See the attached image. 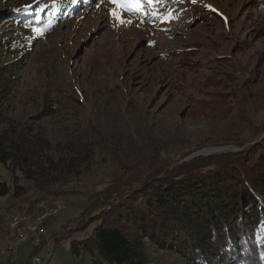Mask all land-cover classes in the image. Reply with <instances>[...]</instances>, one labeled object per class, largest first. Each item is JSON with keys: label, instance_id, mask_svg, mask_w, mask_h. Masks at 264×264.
Instances as JSON below:
<instances>
[{"label": "rangeland", "instance_id": "obj_1", "mask_svg": "<svg viewBox=\"0 0 264 264\" xmlns=\"http://www.w3.org/2000/svg\"><path fill=\"white\" fill-rule=\"evenodd\" d=\"M42 1L44 10L61 2V13L51 28L27 40L21 53L0 55V118L3 125L43 138L58 155L76 159L80 174L50 185L49 192L37 191L19 170L0 165L4 180L25 189L20 198L8 194L5 219L39 197L61 199L65 206L44 224L47 263L96 264V250L69 248L71 240L91 233L93 224L61 242L53 236L67 223L75 226L86 192L101 191L116 176L136 173L157 157L177 159L188 152L181 161L211 147L221 149L205 152H234L231 146L243 149L260 138L264 0L261 5H255L261 0H164L155 10L171 9L168 22L154 19L153 8L145 5L147 15L121 11L124 24L110 16L115 6L109 0H0V42L6 33L17 41L18 25L9 20L14 8L25 14L22 6L35 8ZM213 97L246 105L252 122L234 108L228 114L201 108V101ZM258 103L260 110L252 112ZM27 248L19 247L16 264L29 262ZM146 253L147 264H195L149 241Z\"/></svg>", "mask_w": 264, "mask_h": 264}, {"label": "trees", "instance_id": "obj_2", "mask_svg": "<svg viewBox=\"0 0 264 264\" xmlns=\"http://www.w3.org/2000/svg\"><path fill=\"white\" fill-rule=\"evenodd\" d=\"M49 6L44 10V1L35 8L22 6L25 14L14 8L9 20L18 25L17 41L4 34L0 55L21 53L27 40L51 28L63 6L61 2ZM200 105L222 114L234 108L246 123L252 122L249 107L238 106L233 99L213 97ZM257 106L251 111H259L260 103ZM3 122L0 118V165L5 169L19 170L37 191L49 192L57 181L79 176L76 159L58 155L32 131ZM180 157H157L136 173L116 176L101 191L86 192L75 226L67 223L54 240L61 242L93 224L91 233L71 240L69 248L74 253L96 250V264H147V241L195 264H264V136L235 152L179 162ZM24 193L22 185L16 181L10 185L0 173V198L7 194L20 198ZM46 240L40 247L47 245Z\"/></svg>", "mask_w": 264, "mask_h": 264}, {"label": "built area", "instance_id": "obj_3", "mask_svg": "<svg viewBox=\"0 0 264 264\" xmlns=\"http://www.w3.org/2000/svg\"><path fill=\"white\" fill-rule=\"evenodd\" d=\"M65 206V201L48 195L38 199L29 209H12L7 214V239L0 248V264H16L19 247L29 245V251L40 247L44 238V224ZM49 240L41 253L28 254L27 264H47L49 258Z\"/></svg>", "mask_w": 264, "mask_h": 264}, {"label": "snow or ice", "instance_id": "obj_4", "mask_svg": "<svg viewBox=\"0 0 264 264\" xmlns=\"http://www.w3.org/2000/svg\"><path fill=\"white\" fill-rule=\"evenodd\" d=\"M76 0H73L75 3ZM109 2L115 7L110 10L109 14L112 16L117 23L124 24L126 21L122 19L121 11H126L129 13H136L140 15H147L148 13L145 11V5L150 8H153L151 15L154 19L160 20L161 23L168 22L172 16L173 12L171 9L167 11L158 12L155 10L156 5L164 3V0H109ZM192 3H195L196 0H191ZM30 6H25V8ZM127 23H131V21H127ZM150 46L152 42H149Z\"/></svg>", "mask_w": 264, "mask_h": 264}, {"label": "crops", "instance_id": "obj_5", "mask_svg": "<svg viewBox=\"0 0 264 264\" xmlns=\"http://www.w3.org/2000/svg\"><path fill=\"white\" fill-rule=\"evenodd\" d=\"M9 198H10V196L8 194L6 196H3L0 198V248L4 245L5 238H6L3 228H4V225L6 222V219H5V212L6 211H5V209H6L7 204H9V201H10ZM48 243H49V241H48ZM28 249L29 248L26 249V253H27ZM0 258H1V256H0ZM49 260H50V258H48V262H49Z\"/></svg>", "mask_w": 264, "mask_h": 264}, {"label": "water", "instance_id": "obj_6", "mask_svg": "<svg viewBox=\"0 0 264 264\" xmlns=\"http://www.w3.org/2000/svg\"><path fill=\"white\" fill-rule=\"evenodd\" d=\"M262 136H264V131H263V133L260 135V137H262ZM221 147H222V146H221ZM231 148H234L235 151L241 150V148H235L234 146H231ZM228 149H230V148H228ZM202 150H204V149H201V150H199V151H197V152H195V153L189 155L188 157L182 159L181 161H183V160H188V159L194 157V155H195V156H198V155H207V154H208V153H203ZM221 151L223 152L224 150H221ZM235 151H234V152H235ZM218 152H220V151H218ZM179 162H180V161H179Z\"/></svg>", "mask_w": 264, "mask_h": 264}, {"label": "bare ground", "instance_id": "obj_7", "mask_svg": "<svg viewBox=\"0 0 264 264\" xmlns=\"http://www.w3.org/2000/svg\"><path fill=\"white\" fill-rule=\"evenodd\" d=\"M208 149H209V150H208ZM208 149H204V150H202V152H203V153H207V151H209L208 153H210V152H214V151H216V150H219V149H221V148L211 147V148H208ZM205 150H207V151L205 152Z\"/></svg>", "mask_w": 264, "mask_h": 264}]
</instances>
